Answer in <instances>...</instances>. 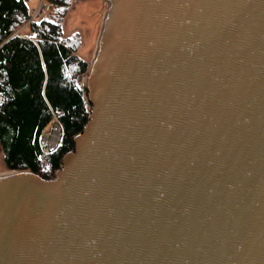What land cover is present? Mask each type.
<instances>
[{
	"label": "water",
	"instance_id": "95a60500",
	"mask_svg": "<svg viewBox=\"0 0 264 264\" xmlns=\"http://www.w3.org/2000/svg\"><path fill=\"white\" fill-rule=\"evenodd\" d=\"M108 4L74 149L0 174V264H264V0Z\"/></svg>",
	"mask_w": 264,
	"mask_h": 264
},
{
	"label": "trees",
	"instance_id": "16d2710c",
	"mask_svg": "<svg viewBox=\"0 0 264 264\" xmlns=\"http://www.w3.org/2000/svg\"><path fill=\"white\" fill-rule=\"evenodd\" d=\"M45 1L46 10L34 22L26 0H0V152L7 171L29 170L49 180L87 123V92L76 78L89 62L78 54L79 33L63 36L73 0ZM57 111L60 144L42 168L39 137Z\"/></svg>",
	"mask_w": 264,
	"mask_h": 264
},
{
	"label": "rangeland",
	"instance_id": "374dc122",
	"mask_svg": "<svg viewBox=\"0 0 264 264\" xmlns=\"http://www.w3.org/2000/svg\"><path fill=\"white\" fill-rule=\"evenodd\" d=\"M40 0H26L27 7L33 10ZM44 11L46 10V1ZM108 0H73L72 6L62 24L63 36L68 37L77 32L81 37L78 51L80 57L91 61L99 38L100 29L108 11ZM31 12V11H30ZM24 30V29H23ZM22 32L27 33V29ZM7 172L0 152V174Z\"/></svg>",
	"mask_w": 264,
	"mask_h": 264
},
{
	"label": "built area",
	"instance_id": "2783aa9c",
	"mask_svg": "<svg viewBox=\"0 0 264 264\" xmlns=\"http://www.w3.org/2000/svg\"><path fill=\"white\" fill-rule=\"evenodd\" d=\"M45 0H40L39 6L30 12V20L36 22L39 16L44 13V3ZM87 73L84 75H80L76 78L77 86L85 89V82L87 78ZM83 106L86 111L90 112V102L88 100L87 95H83ZM62 116V112L57 111L54 112L47 128L43 131V133L39 137V146H40V157L39 164L42 168L47 167L48 165V157L49 155L57 149L60 144L61 139V125L59 122V117Z\"/></svg>",
	"mask_w": 264,
	"mask_h": 264
},
{
	"label": "crops",
	"instance_id": "0c3cea01",
	"mask_svg": "<svg viewBox=\"0 0 264 264\" xmlns=\"http://www.w3.org/2000/svg\"><path fill=\"white\" fill-rule=\"evenodd\" d=\"M24 30H26V28H24ZM24 30H23V31H24Z\"/></svg>",
	"mask_w": 264,
	"mask_h": 264
},
{
	"label": "bare ground",
	"instance_id": "6f19581e",
	"mask_svg": "<svg viewBox=\"0 0 264 264\" xmlns=\"http://www.w3.org/2000/svg\"><path fill=\"white\" fill-rule=\"evenodd\" d=\"M109 11H110V10H109ZM114 18H115V16H114ZM114 18H113V19H114Z\"/></svg>",
	"mask_w": 264,
	"mask_h": 264
}]
</instances>
